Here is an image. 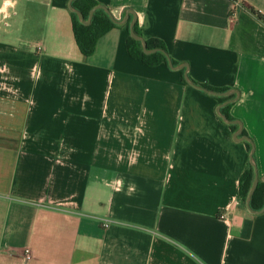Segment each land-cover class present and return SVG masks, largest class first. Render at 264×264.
I'll use <instances>...</instances> for the list:
<instances>
[{"label":"crops","instance_id":"0c3cea01","mask_svg":"<svg viewBox=\"0 0 264 264\" xmlns=\"http://www.w3.org/2000/svg\"><path fill=\"white\" fill-rule=\"evenodd\" d=\"M74 1L0 0V264H264L240 196L248 138L264 182V0H96L124 23L90 57ZM135 18L237 124L130 56Z\"/></svg>","mask_w":264,"mask_h":264},{"label":"trees","instance_id":"16d2710c","mask_svg":"<svg viewBox=\"0 0 264 264\" xmlns=\"http://www.w3.org/2000/svg\"><path fill=\"white\" fill-rule=\"evenodd\" d=\"M98 6H99V3L96 0H75L73 2V7L84 15L86 21L89 20L91 12ZM256 15L264 21L263 16H261L258 13H256ZM72 16H73V26H74L75 38H76L77 44L82 54L85 57L92 56L96 50V46H97L99 39L105 33L109 32L112 28L117 26V24H115L111 20L107 11H105L104 9H97L95 11L94 17L90 25L83 24L77 13L72 12ZM128 27L130 30L131 28L130 25H128ZM134 31L138 36L143 37L137 24L134 27ZM146 42L148 44L149 49L151 50L159 49L160 51L153 53V54H149V55L146 54L143 50L142 42L134 39L130 33V36L128 39V50H129L130 56L134 59H138L142 61L144 64L150 67H155L161 64H165L166 66L170 68L168 56L174 63L175 67H178L181 65V63L173 60L170 57L165 44L161 40L149 39V40H146ZM179 72L181 73L182 80L186 81L185 80V69H181ZM199 86L205 88L208 92L214 93L219 106L228 103L232 99V97L225 96V94L230 91L229 88H213L207 85H199ZM229 107H230V104H227L224 107H222L221 113L225 117H227L229 120L235 121L229 115V112H228ZM232 129L233 131L236 132L238 130V126L232 125ZM244 136H246L245 133H244ZM248 141L249 142H247V147L249 151L251 152L253 148V143L249 138H248ZM253 159L255 161L254 155H253ZM254 180H255V167L250 163L249 168L244 172V174L241 177V181H240V196L244 204H247V198L252 189ZM250 206H251V209L255 212H261L264 209V182L259 181V185L251 198Z\"/></svg>","mask_w":264,"mask_h":264},{"label":"water","instance_id":"95a60500","mask_svg":"<svg viewBox=\"0 0 264 264\" xmlns=\"http://www.w3.org/2000/svg\"><path fill=\"white\" fill-rule=\"evenodd\" d=\"M99 8H103V7H102V6H98V7H96V8L91 12L89 20L86 21L84 15H83L81 12H79L78 10H76V9L73 7V4H72V3L70 4V9H71L73 12H75V13L78 14V16H79L81 22H82L83 24H85V25H90V24H91V21H92V19H93V17H94L95 11H96L97 9H99ZM106 11H107L108 15L110 16L111 20H112L115 24H123V23H124V22H121V21L116 20V19L111 15V13H110L108 10H106ZM136 22H137V18H135V20H134V22H133V24H132V26H131V28H130V33H131V36H132L134 39H136V40L142 42L144 52H145L146 54L149 55V54H153V53H156V52L160 51L159 49H153V50L149 49L146 40L143 39L142 37L138 36V35L135 33V31H134V27H135V25H136ZM167 56H168V55H167ZM168 61H169V66H170L171 69H183V68L185 67V66H181V67H179V68L175 67L174 63H173L172 60L169 58V56H168ZM185 80H186L191 86H193V87H195V88H198V89H200V90H203V91L208 92L205 88H203V87H201V86L195 84V83L190 79L188 73L185 74ZM209 93H212V92H209ZM212 94H214V93H212ZM225 105H227V103L224 104V105H221L220 108L224 107ZM219 114H220V116L223 118V120H224L225 122L229 123V124H237V123H238V122H236V121H231V120H229L227 117H225V116L220 112V109H219ZM247 140H248V139H247ZM254 150H255V148H254V145H253V148H252V151H251V164L255 167V180H254V183H253L252 189H251V191H250V194H249V196H248V198H247V206H248L249 210H250L251 212H253V213H262V212H264V209H263L261 212H255V211H253V210L251 209V206H250L251 198H252V196H253L255 190L257 189V187H258V185H259V174H258V170H257V165H256V162H255L254 159H253Z\"/></svg>","mask_w":264,"mask_h":264},{"label":"built area","instance_id":"2783aa9c","mask_svg":"<svg viewBox=\"0 0 264 264\" xmlns=\"http://www.w3.org/2000/svg\"><path fill=\"white\" fill-rule=\"evenodd\" d=\"M237 9V2L236 3H232L230 6V10L231 11H236ZM109 225L107 224L106 227H108ZM25 260L27 263H30L34 260V255L30 250H27L25 253Z\"/></svg>","mask_w":264,"mask_h":264}]
</instances>
